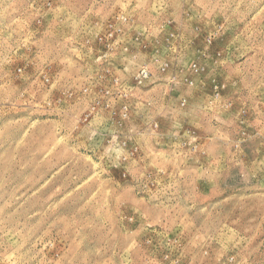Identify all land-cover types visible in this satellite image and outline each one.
Wrapping results in <instances>:
<instances>
[{"label": "rangeland", "instance_id": "rangeland-1", "mask_svg": "<svg viewBox=\"0 0 264 264\" xmlns=\"http://www.w3.org/2000/svg\"><path fill=\"white\" fill-rule=\"evenodd\" d=\"M0 264H264V0H0Z\"/></svg>", "mask_w": 264, "mask_h": 264}]
</instances>
